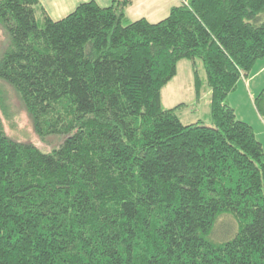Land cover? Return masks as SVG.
I'll return each instance as SVG.
<instances>
[{
	"label": "trees",
	"instance_id": "16d2710c",
	"mask_svg": "<svg viewBox=\"0 0 264 264\" xmlns=\"http://www.w3.org/2000/svg\"><path fill=\"white\" fill-rule=\"evenodd\" d=\"M130 3L52 20L0 0V81L59 139L6 136L0 87V264H264V150L227 102L264 60V0H187L158 22L128 19ZM184 58L203 64L210 124L162 106ZM254 107L264 120V90ZM223 215L237 232L214 243Z\"/></svg>",
	"mask_w": 264,
	"mask_h": 264
},
{
	"label": "rangeland",
	"instance_id": "374dc122",
	"mask_svg": "<svg viewBox=\"0 0 264 264\" xmlns=\"http://www.w3.org/2000/svg\"><path fill=\"white\" fill-rule=\"evenodd\" d=\"M139 2H142V4ZM138 3L139 4H135L133 8L128 11V15L125 12L128 18H131L133 20L141 17H147L148 15L151 22H158L159 20L165 18L168 14V11H164L160 14L151 16L149 12L153 11V8H148V3H145L141 0H138ZM8 43L9 35L6 30L0 25V50L2 49L0 51V56L5 50ZM194 70L197 72L200 81V94L201 96H203L205 87H207L203 64L199 59H195L193 61L184 58L177 62L175 76L169 82H167L161 90L162 106L164 108H168L170 106H173L171 104H179L177 102H180L179 100H183L181 102H184L185 106L180 113L188 115V118H185L184 116L181 117V120L184 124H187V122H192V120L197 121L198 118H203L201 120H203L205 124H210V116L205 115L208 113L209 108L207 107L204 109V100L200 101L201 104L198 107H196L197 105L193 104L196 96V89L194 85ZM186 80L188 84L186 83ZM0 87L5 98L7 113L5 115L3 112H1V119L6 136L16 142L33 145L43 152H48L54 148H57L59 145L58 138L48 136L45 139H41L34 132L31 121L19 97L12 89V87L3 81H0ZM176 90H178L182 94H176ZM174 107H176V105ZM259 138L261 141L263 138L264 141V135L263 137L259 136ZM223 216L222 218H220V220L217 221L213 231L208 236V238L214 243H222L224 241H227L233 238L237 232V223L234 218L231 216Z\"/></svg>",
	"mask_w": 264,
	"mask_h": 264
},
{
	"label": "crops",
	"instance_id": "0c3cea01",
	"mask_svg": "<svg viewBox=\"0 0 264 264\" xmlns=\"http://www.w3.org/2000/svg\"><path fill=\"white\" fill-rule=\"evenodd\" d=\"M40 6L43 8L44 12L52 19L58 20L72 12L77 5L82 2H87L90 0H38ZM95 1L101 7H107L112 3V0H92ZM131 3L125 8V12L128 15V11L133 8L135 4H139L138 0H130ZM145 3H148V8H153V11H150L149 14L151 16L160 14L164 11H169L171 6L181 4L182 2H186L187 0H141ZM179 1V2H178ZM146 6V5H144ZM39 17V16H38ZM128 18V16H127ZM149 21V16L147 15ZM131 19V18H128ZM132 20V19H131ZM134 20V19H133ZM186 83L188 84L187 80ZM264 90V60L258 62L257 67L252 71V73L246 77H242L239 82L237 83L236 90L228 95L227 102L228 104L234 109L236 116L244 121L247 122L249 125L252 126L253 131L256 135V138L264 145V141L260 140L259 136L264 135V120L259 116L255 107H254V98L258 95V93ZM176 94L180 95L178 90L175 91ZM201 100H204V109L209 108L210 102V90L208 87H205V91L203 96L201 94L195 96V100L193 104L197 105L198 107L201 104ZM177 102L179 104H171L168 108H173L175 105L180 107L176 109V114L180 118L185 117L188 118V115L180 113L185 103L181 102L183 100H179ZM182 115V116H181ZM209 115V111L207 114ZM206 117V116H205ZM203 119V118H201ZM200 118L197 121L201 120ZM182 121V120H181ZM203 121V120H202ZM192 122H196L192 120ZM187 122V123H192ZM259 135V136H258ZM264 150V147H263Z\"/></svg>",
	"mask_w": 264,
	"mask_h": 264
}]
</instances>
